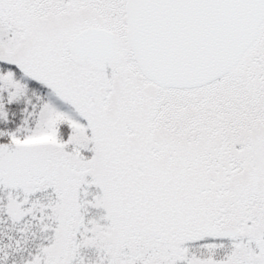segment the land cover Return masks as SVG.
I'll list each match as a JSON object with an SVG mask.
<instances>
[{"label": "snow or ice", "instance_id": "obj_1", "mask_svg": "<svg viewBox=\"0 0 264 264\" xmlns=\"http://www.w3.org/2000/svg\"><path fill=\"white\" fill-rule=\"evenodd\" d=\"M0 264H264V0H0Z\"/></svg>", "mask_w": 264, "mask_h": 264}]
</instances>
